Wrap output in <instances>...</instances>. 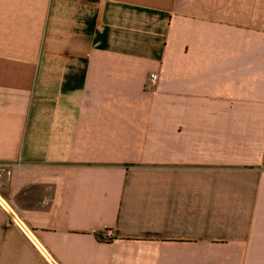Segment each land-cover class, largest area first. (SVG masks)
Here are the masks:
<instances>
[{"label": "crops", "instance_id": "obj_1", "mask_svg": "<svg viewBox=\"0 0 264 264\" xmlns=\"http://www.w3.org/2000/svg\"><path fill=\"white\" fill-rule=\"evenodd\" d=\"M0 169V264H264V0H0Z\"/></svg>", "mask_w": 264, "mask_h": 264}, {"label": "built area", "instance_id": "obj_2", "mask_svg": "<svg viewBox=\"0 0 264 264\" xmlns=\"http://www.w3.org/2000/svg\"><path fill=\"white\" fill-rule=\"evenodd\" d=\"M157 79H158L157 74L152 73V74L150 75V80H151V83H152V84H156ZM5 204H6V202L3 200L2 206H3L4 208H5V206H6ZM13 217H14V220L17 221L16 219H17L18 216H16L15 214H13ZM16 223L20 226V224H22V221H21V220H18ZM114 237H115V232H114V230L111 229V228H106V229L104 230L103 234H102V238H103V239H106V240H111V239H113Z\"/></svg>", "mask_w": 264, "mask_h": 264}, {"label": "rangeland", "instance_id": "obj_3", "mask_svg": "<svg viewBox=\"0 0 264 264\" xmlns=\"http://www.w3.org/2000/svg\"><path fill=\"white\" fill-rule=\"evenodd\" d=\"M3 173H4L3 170L0 169V174H3Z\"/></svg>", "mask_w": 264, "mask_h": 264}]
</instances>
